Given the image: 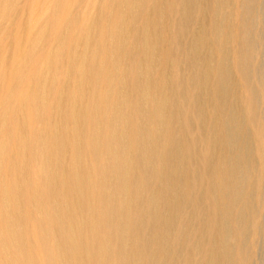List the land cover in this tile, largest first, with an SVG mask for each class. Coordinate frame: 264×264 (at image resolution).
<instances>
[{"label": "bare ground", "instance_id": "obj_1", "mask_svg": "<svg viewBox=\"0 0 264 264\" xmlns=\"http://www.w3.org/2000/svg\"><path fill=\"white\" fill-rule=\"evenodd\" d=\"M259 6L0 0V264H264Z\"/></svg>", "mask_w": 264, "mask_h": 264}, {"label": "rangeland", "instance_id": "obj_2", "mask_svg": "<svg viewBox=\"0 0 264 264\" xmlns=\"http://www.w3.org/2000/svg\"><path fill=\"white\" fill-rule=\"evenodd\" d=\"M259 7H261L259 9H260L261 18H262L261 27H260L261 36H262V44H261L262 54H261V61L264 62V47H263L264 46V41H263L264 40V25H263L264 24V0H260V6Z\"/></svg>", "mask_w": 264, "mask_h": 264}]
</instances>
